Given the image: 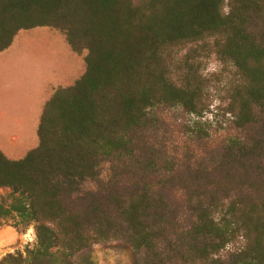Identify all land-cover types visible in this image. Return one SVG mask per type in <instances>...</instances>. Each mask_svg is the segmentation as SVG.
Listing matches in <instances>:
<instances>
[{"label":"trees","instance_id":"obj_1","mask_svg":"<svg viewBox=\"0 0 264 264\" xmlns=\"http://www.w3.org/2000/svg\"><path fill=\"white\" fill-rule=\"evenodd\" d=\"M52 28L84 58L85 73L57 89L18 161L0 150V229L35 241L0 264H95L93 247L126 242L132 264H264V0H0V53L21 31ZM199 46L233 71L224 115L237 136L218 170L239 189L196 195L180 214L152 183L176 175L148 154L160 108L193 117L195 141L210 138V85ZM140 151L148 173L129 188L86 191L104 162ZM220 195H222L220 197Z\"/></svg>","mask_w":264,"mask_h":264},{"label":"rangeland","instance_id":"obj_2","mask_svg":"<svg viewBox=\"0 0 264 264\" xmlns=\"http://www.w3.org/2000/svg\"><path fill=\"white\" fill-rule=\"evenodd\" d=\"M46 31V44L36 42L42 51L41 56L34 57L24 45L11 46L7 51L15 54L13 60L0 62V82L7 90L16 87L21 89L24 98L36 92L38 84L46 79V76L66 77L75 69L74 78H79L85 72L84 58L87 52L78 55L69 46L65 34L52 28H40ZM20 33H34V30ZM20 41L17 38V41ZM18 44V43H17ZM198 50L197 58L202 63L203 75L208 79L210 90L208 103L211 114H207L203 120L211 123L210 138L195 141L187 128L194 120L182 109L160 108L156 111L158 120L153 130L146 133V142L153 153L148 154L156 159L161 166L170 162L176 175L174 180L162 185L158 178L151 177L156 190L164 195L169 204L176 208L180 214L187 210L183 197L184 190L190 194H198L205 191H216L218 188L230 187L239 189L248 177L236 173L241 178L239 181L228 184L226 177L221 175L218 164L221 160L222 146L231 137L238 133L231 124L230 117L224 115L227 94V83L232 79L233 71L225 67L213 54H206L199 46L183 47L179 56H185L189 50ZM5 51V52H7ZM4 52V53H5ZM9 54V55H10ZM0 54V61L1 56ZM75 80V79H74ZM72 81L65 82V86H71ZM42 106L38 110L30 112V125H32L31 146L39 144L37 137L38 120ZM38 114V115H37ZM33 116V117H32ZM29 148V147H28ZM143 154L138 151L133 158L111 160L104 162L100 167L99 179L96 182L88 181L84 185L86 191H97L100 185L113 184L129 188L128 183L134 179L142 180L148 173ZM150 172V171H149ZM218 191V190H217ZM3 192H0L2 194ZM222 195H220L221 197ZM35 241L34 231L28 230L25 235L18 234L8 222L0 229V259L8 253L23 249L26 245H32ZM93 262L95 264H132L130 248L126 242L112 241L108 244L95 245L93 247Z\"/></svg>","mask_w":264,"mask_h":264},{"label":"crops","instance_id":"obj_3","mask_svg":"<svg viewBox=\"0 0 264 264\" xmlns=\"http://www.w3.org/2000/svg\"><path fill=\"white\" fill-rule=\"evenodd\" d=\"M39 29L40 28L33 29L34 33L32 34L19 33L12 46H14V44L18 46L24 45L29 51L31 50L34 57L41 56L42 51L40 47L36 45V42L46 44V31H41ZM19 37L20 41H17V38L19 39ZM10 53L11 51L0 53L3 54L1 56L7 54L1 58L0 62H5L3 65H7L8 61H11L14 57H16L14 53ZM75 74L76 70L73 69L70 72L69 79H67L65 76L58 78L52 77V75L46 76V79L44 78L38 84L36 92L27 98L23 97L21 89L13 87L12 89L7 90L6 88L2 87L3 82H0V150L9 160H21L29 151L36 148L31 146L30 142L32 138L30 112L38 110L39 107L42 106V110L40 112L41 118L43 109L54 92L59 88L70 87L63 85L67 81H72L73 84L71 86H73L74 83L83 75L82 74L76 79L74 78ZM40 118L38 120V126Z\"/></svg>","mask_w":264,"mask_h":264}]
</instances>
